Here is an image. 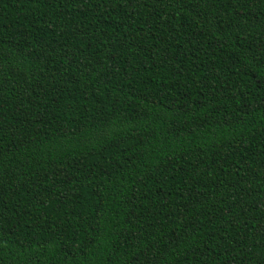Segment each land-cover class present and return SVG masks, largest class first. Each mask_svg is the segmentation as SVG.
<instances>
[{"label": "trees", "instance_id": "16d2710c", "mask_svg": "<svg viewBox=\"0 0 264 264\" xmlns=\"http://www.w3.org/2000/svg\"><path fill=\"white\" fill-rule=\"evenodd\" d=\"M0 264H264V0H0Z\"/></svg>", "mask_w": 264, "mask_h": 264}]
</instances>
